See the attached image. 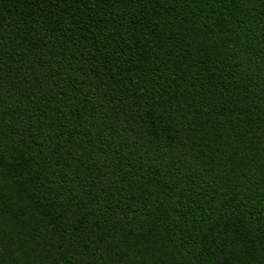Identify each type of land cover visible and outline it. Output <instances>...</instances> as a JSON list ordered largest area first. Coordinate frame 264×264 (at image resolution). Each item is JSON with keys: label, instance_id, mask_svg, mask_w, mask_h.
Masks as SVG:
<instances>
[{"label": "trees", "instance_id": "trees-1", "mask_svg": "<svg viewBox=\"0 0 264 264\" xmlns=\"http://www.w3.org/2000/svg\"><path fill=\"white\" fill-rule=\"evenodd\" d=\"M0 264H264V0H0Z\"/></svg>", "mask_w": 264, "mask_h": 264}]
</instances>
